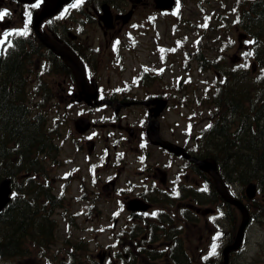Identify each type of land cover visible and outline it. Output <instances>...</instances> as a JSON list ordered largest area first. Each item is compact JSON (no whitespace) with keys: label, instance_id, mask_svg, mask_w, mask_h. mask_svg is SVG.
I'll return each instance as SVG.
<instances>
[{"label":"flooded vegetation","instance_id":"1","mask_svg":"<svg viewBox=\"0 0 264 264\" xmlns=\"http://www.w3.org/2000/svg\"><path fill=\"white\" fill-rule=\"evenodd\" d=\"M76 4L78 0H72L53 15L35 23L36 16L43 9L40 0L32 3L0 0V12L7 10L8 13L0 20V40L6 43L15 36L21 43L28 39L37 43L34 51L45 49L52 59L56 58L38 42L33 32L38 30L44 39L79 57L85 68L89 91L96 94L89 103L79 97L77 91L72 90L76 87L73 75L66 68L64 78L71 80L69 96H74L71 101L79 106L75 107L76 117L67 124L64 171L55 178L53 169H57L60 162H49L48 156L47 160L42 156V166H31L32 176L28 178L31 183L30 199H27L30 210L36 211L34 202L39 199L46 201L43 212L38 215L41 230L38 237H33L34 240L40 239L37 249L42 258L36 264H264V213L250 214L252 221L237 241L240 220L235 222V209L219 197L209 171L198 165V161L211 160L209 151L212 146L207 136L214 125L216 128L222 126L218 119L220 115L217 114L215 122L199 132L194 125L196 136L192 138L188 134L183 139L178 129L179 122L176 119L166 122V118L182 104L179 84H146L148 80L160 79L154 73L156 64L167 63L170 66L181 63L172 51L176 39L165 38L159 25H167L174 34L177 24H197V19L188 16L192 15L191 10L186 12V17L183 3L178 0L170 8L162 7L157 0H83L73 7ZM13 18L19 23H15ZM26 23L27 35L18 34L24 31ZM221 35V38L228 36L225 32ZM140 39L146 47L147 62L131 74L130 80L118 84H113L109 78L105 81L99 74L100 63L105 61L110 72L119 71L123 52L136 50ZM87 40H90L89 47L84 45ZM91 52L99 55L93 57ZM192 52L191 62L194 61L195 69L211 71L217 78H223L224 58L228 60V55L220 54L213 59L200 55L197 49ZM245 62V58L241 61L237 57L238 76L243 80ZM164 69L165 65L160 66V70ZM30 74L31 71L26 76ZM197 81L204 86L199 95L194 91L192 103L203 107L212 105L213 89L208 84H213V80L205 75ZM197 81L194 83L198 84ZM220 100L216 103L218 110L227 98L223 95ZM159 101L163 102L162 108L158 107ZM198 110L200 114L203 112V109L193 108L191 116H197ZM64 114H70L66 108ZM76 118L82 120L81 126L75 125ZM208 119H211L209 115ZM150 123L156 125L161 140L183 147L189 154L188 158L153 144L146 133ZM18 157L20 161L21 157ZM217 168L223 183L229 188L234 179L225 176L227 171ZM25 176L27 174H21L20 179ZM187 176L193 183L186 182ZM51 182L58 183L57 191L48 189ZM232 183L236 184L235 180ZM25 188L23 184L20 191ZM89 189H92V194L87 195L85 190ZM105 190H108L104 198L106 202L111 200L115 203L107 220L111 224L95 223L102 216L101 209L95 210V207ZM229 191L235 199L246 202L243 190L237 193L234 189ZM35 195L40 196L34 199ZM18 198L26 201L23 194ZM54 198L59 200L56 206H53ZM86 201L91 204L87 208L82 207L80 202ZM74 203L82 208L73 209ZM230 214L234 217L233 222ZM87 216L95 219L82 223V217ZM200 216L211 235L206 236L205 248L199 249V256H191L181 234L184 225L198 226ZM52 232H61L65 241L61 259L55 260L45 253L53 244L47 239L48 233ZM72 232L75 237L71 236ZM81 233H110L111 250L105 253L102 250L82 251L80 244L85 239L81 240ZM214 242L218 245L217 254L209 256ZM28 253L31 255L32 252L25 250L15 260L21 264V258ZM27 258L34 259L32 256Z\"/></svg>","mask_w":264,"mask_h":264},{"label":"rangeland","instance_id":"2","mask_svg":"<svg viewBox=\"0 0 264 264\" xmlns=\"http://www.w3.org/2000/svg\"><path fill=\"white\" fill-rule=\"evenodd\" d=\"M184 3V11L185 16H191L197 19V24L195 25H186V24H177L175 33H171L169 31V28L167 25H159V30L162 34H164L165 38L168 40H171L174 38L176 39L175 45L172 46V51H175L176 53V59H180L181 63L180 65H168L167 63H158L155 66H153L154 73L158 74L160 79L155 80H148L146 84H179L180 89L179 92L182 96V104L181 106H178L176 108L175 112L169 115L168 118H166V122H172L174 119L179 122L180 127H178L179 131L181 130V135L183 139L187 138V135L190 137L192 135V138L195 135L193 126L196 125V132H199L200 129L209 127L213 121L216 120V113L215 108L213 105H208L206 107L198 106V104H193L192 100L195 98L194 91L197 92V95L201 93V90L204 86V84H200L197 81V78H200L201 76L207 75L210 80H213V84H208L209 86H212V89L218 87L219 84H215L216 77L214 72L208 71V72H202L199 69H195V63L194 61L191 62V56L194 55L192 52L194 49L198 51V53L205 54L209 58H215L216 53L215 48L212 47V45H216L215 41H212V37L217 35L215 31L212 30V27H208V13L217 12L215 10V7H219L220 5L226 9V25L224 24V27L228 29L229 36L227 38L229 49L225 53L219 52V54H224L225 56L228 55V60L226 57L225 65L223 66V70H226L229 66H233L236 64V61L234 63H231V59L235 58L236 56H239L241 61L245 58V60L248 61L247 67L251 65L252 62L256 63L254 61V40L250 39L249 41H244L241 47L238 46V40H237V34L239 32L245 33L242 29H236V19L234 17V11L233 6L235 5V0H203L201 7L195 10V1L194 0H183ZM220 2V4H219ZM224 3V4H223ZM191 10L192 15L187 16V11ZM214 10V11H213ZM13 21L15 23H19V21L15 18H13ZM221 26V25H220ZM87 29H89L87 27ZM90 30V29H89ZM220 33V32H219ZM221 34V33H220ZM217 37H219L217 35ZM197 41L196 39H199ZM263 38V37H262ZM260 38L261 40H263ZM144 40V39H143ZM139 46L134 50L133 52L124 51L123 57L121 58V68L119 71L110 72L109 66L105 63V61L101 62L99 65V74L103 77V79L106 81L107 78H109L113 84H118L120 81H126L130 80L131 74H134L137 70H139L145 62H147V51L146 47L143 44V41L140 39L138 40ZM90 44V40L84 41V45L88 46ZM259 47V54L262 52L264 55V43L258 44ZM89 47V46H88ZM249 52L252 53V55H247ZM91 56L95 57L99 54L97 53H90ZM33 57L30 58V60L27 62L30 64L29 68L32 72V75L29 76L28 82L29 89H32L33 85H37L38 81L41 82V89L43 90H49V94L47 95L48 99L45 101V109L48 110V117L49 119L46 122V126L49 128L50 132L54 135L55 138V144L58 147V151L55 152V159L60 162V166L57 169H53L54 172L57 174H60L63 170V160H64V134L65 129L68 128L66 123V118H62L59 115L61 113L59 110L65 111V108L67 109V114L69 111V124L72 122L73 118L76 117L75 113V107L79 106L76 103H70L72 102L71 99L74 96H69V93L71 91L70 81L69 78H64V75L62 72H58L59 69L56 67L53 62L50 55L47 54L45 49L37 50L33 54ZM257 63L255 64V71L254 73L260 74L262 77L263 71L257 67L258 60L256 58ZM51 65H50V63ZM165 65L164 70H160V66ZM228 66V67H227ZM227 67V68H226ZM40 74V76H38ZM248 77H251L252 75L248 74ZM66 81V82H65ZM198 82V84H195L194 82ZM260 85L261 88L264 87V77L261 79ZM233 84V82H232ZM75 86V85H74ZM229 86V84L227 85ZM225 87H222V90H224ZM74 92H76V87L72 89ZM35 99V98H34ZM37 100V99H35ZM200 100V99H199ZM54 108V109H53ZM193 108L203 109V112L200 114V110H198L197 116L192 117L190 114V110ZM208 115L211 118L208 119ZM75 120V119H74ZM209 120V121H207ZM190 127V128H189ZM198 136V135H197ZM47 171H50V168L47 169ZM188 180L186 182L193 183L192 178L187 176ZM136 180V179H135ZM58 181V180H57ZM59 182V181H58ZM57 182L53 184L54 190L57 191ZM14 185V183H13ZM263 187V184L260 185ZM95 190V189H94ZM243 190L244 188H241V186L235 187V192H239ZM85 192L88 194H92V189L85 190ZM106 192L108 190H105V194L100 197L101 200L98 201L96 209H101L102 216L99 219L95 220V223L98 221L107 224L108 223V217L109 213L111 212L112 208L115 207V203L110 201H107L104 199L106 198ZM86 195V196H87ZM86 203V204H85ZM82 207H85L88 205L87 202H85ZM252 209L258 210L262 209L264 213V201L262 200L261 195H257L256 200L251 204ZM251 205H249L251 207ZM81 206H77L75 203L73 205V209L79 210V208H82ZM211 208H213V205H210ZM86 208V207H85ZM203 208H206L204 206ZM72 209V210H73ZM235 214V222L239 223L240 216L239 214L234 210ZM53 218L56 220V215L53 216ZM230 221L233 222L234 217L232 214L229 216ZM94 217H86L81 219V222L84 223V220H94ZM235 224V223H234ZM257 224V223H255ZM252 228L250 227L249 230ZM208 227L205 225V222L203 221V217L200 216L198 218V226L196 227H190V226H183L182 230V240L185 242V244H188L192 254H196L199 256L200 252L199 249L205 248L204 240L206 239V236L211 235V233H208ZM71 236H76L75 233H71ZM85 237L87 239V243L84 245V248H82L80 245V248L84 252H93L97 251L98 248H104V245L109 243V233H98L96 234V237L92 233H81L80 237ZM83 237V238H84ZM95 237V240H94ZM90 239V240H88ZM64 239H62V233L61 232H55L54 233V239L53 244L49 246L47 251L45 252L47 256L50 258H54L55 260L61 259V257L64 256ZM100 242V243H99ZM184 244V243H183ZM196 248V249H195ZM31 255L28 253L25 257L21 258L20 263L21 264H36L38 262L39 258L41 257V252L39 249L31 247ZM32 256L34 259H28L27 257ZM0 264H19L17 260H10V261H1Z\"/></svg>","mask_w":264,"mask_h":264},{"label":"trees","instance_id":"3","mask_svg":"<svg viewBox=\"0 0 264 264\" xmlns=\"http://www.w3.org/2000/svg\"><path fill=\"white\" fill-rule=\"evenodd\" d=\"M258 1L262 2L260 13L257 12V2H253L248 4V9L242 15L247 19L246 28L256 36L255 41L260 44L264 43V0ZM29 42L28 39L21 43L18 41L6 54H0V180L5 176L13 178L18 162L24 169L28 170L29 165L36 168L41 163L42 156H46L47 150L52 147L44 110L48 92L42 91L39 85L30 90L24 78L26 62L31 58L32 52V49L28 50ZM258 60L263 66L262 52L258 55ZM56 65L62 67L61 63ZM230 89V101L226 102L230 106L227 118L222 117V126L215 127L208 136L209 143L213 145L212 156L221 165V169L228 172H225L226 177L234 176V180L242 183L257 180L263 184L264 190V103L257 108L252 99L255 109L251 112L254 116L245 114L246 125L242 133L238 127L230 132L235 123L234 116L238 112L241 87L238 89V86H234ZM248 96L250 95L247 93L246 102ZM35 97H38L37 100ZM233 107L237 109L232 111ZM18 147L20 150H16ZM18 156L21 157L20 161ZM29 213V204L16 198L10 200L0 212L1 256L15 254L18 231L25 226V218ZM24 234L27 235L28 230Z\"/></svg>","mask_w":264,"mask_h":264},{"label":"water","instance_id":"4","mask_svg":"<svg viewBox=\"0 0 264 264\" xmlns=\"http://www.w3.org/2000/svg\"><path fill=\"white\" fill-rule=\"evenodd\" d=\"M20 1L30 2L32 0H20ZM69 1L70 0H45L44 8L41 11V13L38 16H36L35 23L38 22L43 17L53 14L63 4L68 3ZM46 45L51 50H53L55 54L60 56L63 59V61L67 64V66L71 69L73 76L75 78L79 93L83 92L85 95H89L88 93H86V84L87 83H86V80L84 77V71H83L82 65L79 62L78 58L72 52L68 51L67 49H64V48L59 47V46H54L51 44H46ZM151 126H150V128H148V131H147L149 137L154 140V143H160L161 145H164L165 147L169 148V145L164 144L158 140L159 138L157 136L156 127L155 126L151 127ZM177 153H179V151H177ZM200 167L212 171L215 182L218 185V176H217V173L215 172V167H213L212 163L204 160V161L200 162ZM218 190L225 200H227L231 203H234L239 207V209L242 213V216H243V222H242L241 227L239 229L241 231L244 224L246 223L247 217H248L246 209L242 205H240L237 202H234V200H232L230 197H228L227 193L224 192V190L220 189L219 187H218ZM10 191L11 190L9 187V181L8 180H3L2 182H0V210L8 202ZM255 191H256V186L254 184H249L247 186L248 197H250V198L253 197L255 195ZM239 234H240V232H239Z\"/></svg>","mask_w":264,"mask_h":264},{"label":"snow or ice","instance_id":"5","mask_svg":"<svg viewBox=\"0 0 264 264\" xmlns=\"http://www.w3.org/2000/svg\"><path fill=\"white\" fill-rule=\"evenodd\" d=\"M80 3H83V0H78V4ZM78 4L76 5H73V7H76L78 6ZM7 10H4L3 12H0V20H2L6 15H7ZM30 15H29V20H30ZM27 23L25 24V28H24V31L22 32H19L18 34L20 35H27ZM9 35H11V33H9ZM247 55H252L251 52H249ZM217 247L218 245L214 242L213 245L211 246V250L209 252V256H213V255H216L217 254Z\"/></svg>","mask_w":264,"mask_h":264}]
</instances>
